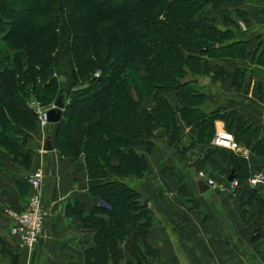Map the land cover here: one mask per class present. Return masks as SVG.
<instances>
[{
    "label": "trees",
    "instance_id": "obj_1",
    "mask_svg": "<svg viewBox=\"0 0 264 264\" xmlns=\"http://www.w3.org/2000/svg\"><path fill=\"white\" fill-rule=\"evenodd\" d=\"M237 1L130 0L119 8L101 0L92 5V19L76 26L81 0H0V155L7 153L27 167L29 155L22 150L38 128L30 100L48 110L63 96L62 118L46 124L54 127L52 146L76 170H85L87 193L100 202L90 212L77 199L65 207L66 216L77 217L92 235L86 264L154 263L156 252L145 239L155 218L148 201H142L143 189L126 181L139 184L150 173L145 155L153 151L159 132L176 154H191L200 165L218 156L225 164L219 174H233L238 187L255 174L240 155L210 142L212 124L221 120L237 143L263 157L257 129L239 113L201 109L206 94L192 89L196 80L182 81L189 74L204 75L213 83L230 79L240 88L244 77L236 81L209 61L250 59L264 67V47L251 52L247 42L234 41L229 28L203 14L208 8L222 14L227 12L223 6ZM223 19L228 26L229 17ZM132 68L138 76L130 74ZM258 87L264 102V82ZM78 103L89 106L74 118ZM180 121L195 133L187 147ZM177 192L183 195L184 186Z\"/></svg>",
    "mask_w": 264,
    "mask_h": 264
},
{
    "label": "crops",
    "instance_id": "obj_2",
    "mask_svg": "<svg viewBox=\"0 0 264 264\" xmlns=\"http://www.w3.org/2000/svg\"><path fill=\"white\" fill-rule=\"evenodd\" d=\"M223 7L229 12L220 15L232 19L228 27L235 34L234 41L247 42L251 52L264 47V0H239ZM222 20L217 21L220 28ZM221 60L225 61V72L239 68L250 78L244 79L241 88L234 87L230 79L213 83L209 78L208 84L202 81L208 106L211 111L221 108L241 114L247 125L257 129L256 139L264 145V102L258 87L264 82V67L250 59H219L214 63L221 67ZM217 124L224 125L222 121ZM180 126L182 144L187 147L195 133L181 121ZM47 128L38 126L30 134L22 150L29 155L27 167L7 153L0 155V264H86L89 235L77 217L66 216L65 207L77 199L90 212L100 202L87 193L84 169L76 170L73 162L61 159L54 148L43 151ZM154 142L153 151L145 155L150 173L139 184L126 181L150 197L147 205L155 219L145 244L156 252L153 264H264V183H251L264 171V156L251 154L249 148L235 141L232 152L244 158L255 174L231 188L232 181L227 180L230 175L219 174L225 164L218 156L200 165L198 159L176 154L164 132H159ZM38 169L43 172L40 190L47 218L43 237L27 251L10 235L6 211L24 209L31 194L26 180ZM196 175L206 184L211 180L212 189L199 194ZM179 185L184 186L183 195L177 192ZM131 260L127 255L125 262Z\"/></svg>",
    "mask_w": 264,
    "mask_h": 264
},
{
    "label": "built area",
    "instance_id": "obj_3",
    "mask_svg": "<svg viewBox=\"0 0 264 264\" xmlns=\"http://www.w3.org/2000/svg\"><path fill=\"white\" fill-rule=\"evenodd\" d=\"M46 111L38 110L40 124L46 125L44 113ZM212 146L232 151L234 149V136L228 132L224 125L219 126L211 140ZM262 177L251 180L252 185L261 182ZM43 179L42 170H36L31 174L26 184L30 188L31 194L27 204L21 211L7 210L6 214L9 221V233L16 237L19 247L31 251L43 237L44 224L47 218V209L43 203L40 186ZM207 184L213 186V182L208 180ZM238 183L233 180L231 188L237 187Z\"/></svg>",
    "mask_w": 264,
    "mask_h": 264
},
{
    "label": "rangeland",
    "instance_id": "obj_4",
    "mask_svg": "<svg viewBox=\"0 0 264 264\" xmlns=\"http://www.w3.org/2000/svg\"><path fill=\"white\" fill-rule=\"evenodd\" d=\"M100 2L101 0H81V5H82V8H78L79 10H81L82 12H80L79 14H78V19H77V21H76V26H82V25H84L85 23H88V21L90 20V19H92V16H90V15H92V13H91V9L92 10H95V8H92V5L93 4H95L96 2ZM130 0H109V2H110V5L111 6H114V7H123L124 6V4H126L127 2H129ZM104 2H106V3H108V0H104ZM6 4L7 5H12V3L10 2V1H8V2H6ZM20 5H23V3H19ZM4 5V4H3ZM2 5V6H3ZM15 5V4H14ZM229 4H227V6H228ZM1 7V6H0ZM3 7H1V9H2ZM25 9V8H24ZM83 10H85V12L83 13ZM96 11V10H95ZM24 12V11H23ZM227 12H229V11H227ZM87 13H90V14H87ZM223 13H225V12H223ZM24 14H25V12H24ZM204 15H205V17L206 18H209V19H211V20H214L215 21V23L217 24V21L218 20H221V19H223L224 18V15H220L219 13H218V9H216V10H211L210 8H208V10L207 11H205L204 13H203ZM220 17H222L221 19H220ZM231 18H229V20L227 21V22H229L227 25L228 26H230V22H231ZM223 21V24L225 23V19H223L222 20ZM218 25V24H217ZM224 26H226V25H223V28L222 29H227V28H229L228 26H226V27H224ZM242 29V28H241ZM230 30V29H229ZM233 32V31H232ZM131 39H133V40H136V42L138 41V39H139V36H137V35H131ZM133 44H136V43H133ZM3 45L0 43V47H2ZM138 46V45H137ZM144 52V51H143ZM1 57V56H0ZM2 58V57H1ZM232 60H234V59H232ZM214 61L215 60H213V61H209L210 63H211V65L213 66V63H214ZM224 62L225 61H223V60H221V61H219V64L221 63V68H222V70H224V68H225V64H224ZM100 70L99 71H97L95 74H94V77L95 78H97L98 76H99V74H100ZM224 72H225V70H224ZM223 72V73H224ZM136 74L137 76L139 75L138 73H137V71L134 69V68H132V69H130V74ZM228 74H232L235 78V80L237 81V79L238 80H243V77H244V75H245V72H242V70H240L239 68H236V69H233V71L232 72H229ZM249 74H248V72H246V75H245V79H249L250 78V76H248ZM204 78H209V77H204V75L203 76H199V75H191V74H189L188 76H185V78H183V80L182 81H194V80H196V83L195 84H192L191 86H192V89H196V90H198L200 93H204V94H206L205 93V91H206V89H204L203 88V84H202V81L204 80ZM224 79H227V78H223V79H220V80H216V81H222V80H224ZM232 84H234V83H232ZM244 86V82H242V85L240 86V88L241 87H243ZM128 90L130 91L129 93L133 96V97H135L136 95V92L132 89V88H128ZM173 94H169L168 96H167V98H168V100H169V102H173L174 101V97L172 96ZM62 96V95H61ZM207 96V95H206ZM63 97V96H62ZM64 100V99H63ZM81 103V102H80ZM80 103H78L77 105H76V107L75 108H73L74 109V118H76L78 115H81V114H83V113H85V111H87V109H88V106L89 105H82V104H80ZM95 102L94 101H90L89 102V104L90 105H92V104H94ZM209 103V100H208V96L206 97V101H205V103L204 104H202L201 106H200V108L201 109H203V110H205V109H207L208 110V104ZM29 104H30V107L32 108V109H34L35 110V112H37V114H38V110H41V111H46V108H43L42 106H40V104H38L35 100H30V102H29ZM53 105H54V103L50 106L51 108L53 107ZM151 105L152 104H147V107L149 108V110L151 109ZM48 109V108H47ZM38 121L40 122V119H39V114H38ZM218 121H221V120H216L215 122H213V124H212V128H213V130L214 131H212L213 132V136H214V133L216 132V130L218 129V127H219V125L217 124L218 123ZM223 122V121H222ZM41 123V122H40ZM39 123V125L38 126H40L41 127V129H43L44 130V128L46 127L47 128V126H43L42 124H40ZM224 127H225V125H224ZM53 126L51 127V126H49L48 128H47V131H46V133L47 134H49L50 132H51V130L53 131ZM225 129H226V127H225ZM213 138V137H212ZM235 139V138H234ZM185 144H187V141H185ZM212 146V145H211ZM215 147V146H214ZM230 151V150H229ZM232 152V151H231ZM187 155L188 156H191V154H188L187 153ZM192 158H195V156H191ZM196 159V158H195ZM199 160V159H198ZM26 161V160H25ZM24 161V162H25ZM195 161H197V160H195ZM262 182H260V183H257V185H260ZM138 187V186H137ZM139 188V187H138ZM85 233H88L87 235H89V239H88V241H87V243H86V246H87V248L90 246V244L92 243V241H93V238H92V235L90 234V232L88 231V232H85Z\"/></svg>",
    "mask_w": 264,
    "mask_h": 264
},
{
    "label": "water",
    "instance_id": "obj_5",
    "mask_svg": "<svg viewBox=\"0 0 264 264\" xmlns=\"http://www.w3.org/2000/svg\"><path fill=\"white\" fill-rule=\"evenodd\" d=\"M209 82V78H205L203 80L204 84H208ZM64 100L62 96H58L56 98V100L54 101V105L52 108L46 110V112L44 113V119H45V123L47 124H55L57 122H59V120L62 118V112L64 109ZM43 151L45 152H51L53 151V146H52V138L51 135H47L44 139V143H43ZM261 182L264 183V171L262 172L261 175ZM234 176L233 174H230V176L228 177V181L231 182L233 180ZM194 183L196 185V189H198V193L199 194H204L208 191H210L212 188L211 186L207 185L205 183V181L200 178L199 176H195L194 177ZM218 192V191H217ZM141 193V197H142V201L143 202H147L149 200V196L148 194H146L144 191L140 190Z\"/></svg>",
    "mask_w": 264,
    "mask_h": 264
}]
</instances>
